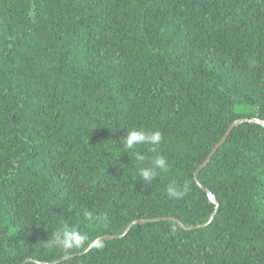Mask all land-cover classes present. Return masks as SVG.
Wrapping results in <instances>:
<instances>
[{
	"label": "trees",
	"instance_id": "1",
	"mask_svg": "<svg viewBox=\"0 0 264 264\" xmlns=\"http://www.w3.org/2000/svg\"><path fill=\"white\" fill-rule=\"evenodd\" d=\"M251 118L264 0H0V264H264V126L234 127L199 170L216 211L193 176ZM141 128L155 152L120 143ZM161 217L206 225L134 224L87 250ZM65 224L82 247L53 243Z\"/></svg>",
	"mask_w": 264,
	"mask_h": 264
},
{
	"label": "clouds",
	"instance_id": "2",
	"mask_svg": "<svg viewBox=\"0 0 264 264\" xmlns=\"http://www.w3.org/2000/svg\"><path fill=\"white\" fill-rule=\"evenodd\" d=\"M162 140V134L160 131L147 132L144 129H132L126 131V136L120 141L123 146L128 150H135L138 145H151L150 151L155 152V146L159 145ZM135 158L138 162L145 161V156L140 152H135ZM168 162L162 155H157L152 159L151 166L141 167L139 170V176L142 181L152 183L158 171H168ZM186 189H182L175 183H170L167 186V196L172 199H181L185 195ZM86 216L91 217V213L86 212ZM88 237L79 231L75 227H69L65 224L60 231L54 235L53 243L62 247L65 250L82 247Z\"/></svg>",
	"mask_w": 264,
	"mask_h": 264
},
{
	"label": "water",
	"instance_id": "3",
	"mask_svg": "<svg viewBox=\"0 0 264 264\" xmlns=\"http://www.w3.org/2000/svg\"><path fill=\"white\" fill-rule=\"evenodd\" d=\"M246 122H253V123H256V124H260L262 126H264V120H260L258 118H251V119H238V120H235L234 122H232L227 131L224 133L223 137L220 139L219 142H217L215 144V146L213 147V149L211 150V152L209 153V155L206 157V159L204 160V162L202 164L199 165L198 169L194 172L193 176H194V179L197 183V185L207 194V197L209 199V201L211 203H213L215 205V208H214V211H216V209L218 208L219 206V203L218 201L216 200V198L214 197V195L208 190L206 189L205 187H203L197 180V174L199 172V170H201L202 168H204L207 163L209 162L211 156L216 152V150L226 141L228 135L230 134V132L233 130L234 127L242 124V123H246ZM213 216H214V212L212 213V215L210 216V219L208 220V223H210L213 219ZM167 219H170L172 221H175L179 227L181 228H185V229H195V228H201L203 227L204 225L206 224H200V225H197V226H192V227H185L182 225V223L177 220V219H174V218H166V217H161V218H154V219H138V220H134L132 221L126 228L125 230L122 232L121 235H116V236H103V237H99L97 239H95L87 248V250H89L95 243H97L100 239L104 238V239H108V240H112V239H115V238H119V237H122L124 235L127 234V232L129 231L130 227L134 224H146V223H149V222H155V221H162V220H167ZM73 255H70V256H67V257H64L62 258L61 260H65L69 257H72Z\"/></svg>",
	"mask_w": 264,
	"mask_h": 264
}]
</instances>
